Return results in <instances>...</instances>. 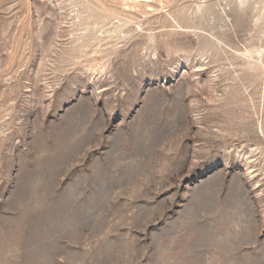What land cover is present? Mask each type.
<instances>
[{
    "label": "rangeland",
    "instance_id": "obj_1",
    "mask_svg": "<svg viewBox=\"0 0 264 264\" xmlns=\"http://www.w3.org/2000/svg\"><path fill=\"white\" fill-rule=\"evenodd\" d=\"M0 264H264V0H0Z\"/></svg>",
    "mask_w": 264,
    "mask_h": 264
}]
</instances>
